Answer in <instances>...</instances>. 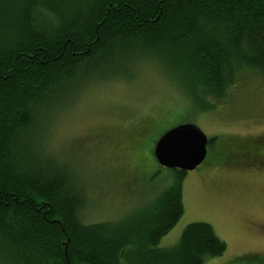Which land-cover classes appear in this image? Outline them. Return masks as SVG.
<instances>
[{"label":"trees","instance_id":"trees-1","mask_svg":"<svg viewBox=\"0 0 264 264\" xmlns=\"http://www.w3.org/2000/svg\"><path fill=\"white\" fill-rule=\"evenodd\" d=\"M136 60L156 62L204 111L244 72L264 80V0H0V264H205L225 253L201 221L159 246L184 211L183 173L127 217L85 224L72 167L39 147L51 113Z\"/></svg>","mask_w":264,"mask_h":264},{"label":"rangeland","instance_id":"rangeland-1","mask_svg":"<svg viewBox=\"0 0 264 264\" xmlns=\"http://www.w3.org/2000/svg\"><path fill=\"white\" fill-rule=\"evenodd\" d=\"M141 61L125 65L122 78L89 84L71 106L47 116L36 137L44 153L71 166L82 185V222L127 217L173 183L174 170L159 167L151 152L163 131L191 123L213 145L204 163L184 173L183 214L159 246L174 245L188 224L201 221L226 244L221 257L205 264L263 257L264 151L248 157L242 149L264 136V80L244 72L225 99H209L203 111L189 107L190 98L168 71ZM142 129L148 131L138 134Z\"/></svg>","mask_w":264,"mask_h":264},{"label":"water","instance_id":"water-1","mask_svg":"<svg viewBox=\"0 0 264 264\" xmlns=\"http://www.w3.org/2000/svg\"><path fill=\"white\" fill-rule=\"evenodd\" d=\"M208 139L193 124H182L165 131L153 148V156L161 167L193 171L206 156Z\"/></svg>","mask_w":264,"mask_h":264},{"label":"flooded vegetation","instance_id":"flooded-vegetation-1","mask_svg":"<svg viewBox=\"0 0 264 264\" xmlns=\"http://www.w3.org/2000/svg\"><path fill=\"white\" fill-rule=\"evenodd\" d=\"M258 141H259V145H264V136H262L260 139H258ZM255 153H244V154L249 157L250 155H254ZM206 157H207V155H206ZM225 157L226 156L224 155L223 159H225ZM232 160L234 161V152H232Z\"/></svg>","mask_w":264,"mask_h":264}]
</instances>
